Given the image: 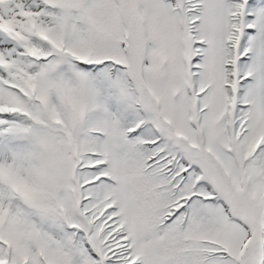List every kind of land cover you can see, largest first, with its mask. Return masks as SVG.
Listing matches in <instances>:
<instances>
[{
	"label": "snow or ice",
	"instance_id": "6c2138e0",
	"mask_svg": "<svg viewBox=\"0 0 264 264\" xmlns=\"http://www.w3.org/2000/svg\"><path fill=\"white\" fill-rule=\"evenodd\" d=\"M0 264H264V0H0Z\"/></svg>",
	"mask_w": 264,
	"mask_h": 264
}]
</instances>
